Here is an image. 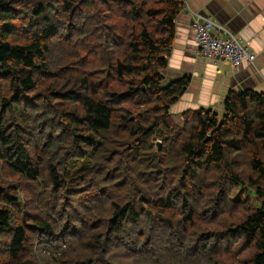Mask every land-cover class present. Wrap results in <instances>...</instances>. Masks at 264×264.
<instances>
[{
  "label": "trees",
  "instance_id": "16d2710c",
  "mask_svg": "<svg viewBox=\"0 0 264 264\" xmlns=\"http://www.w3.org/2000/svg\"><path fill=\"white\" fill-rule=\"evenodd\" d=\"M186 2L0 0V168L20 178L0 181V264H34L43 242L50 264H220L226 237L249 250L233 264H264V91L174 120L191 82L167 81ZM202 204L225 229L193 243Z\"/></svg>",
  "mask_w": 264,
  "mask_h": 264
},
{
  "label": "crops",
  "instance_id": "0c3cea01",
  "mask_svg": "<svg viewBox=\"0 0 264 264\" xmlns=\"http://www.w3.org/2000/svg\"><path fill=\"white\" fill-rule=\"evenodd\" d=\"M186 1L185 10L177 18L175 45L169 62L173 72L171 76L190 73L193 78L188 91L195 84L205 82L207 95L206 98L199 97L200 105L220 112L230 90L250 88L257 92L264 91V0ZM194 12L210 15L218 25L241 37L256 53L255 62L235 66L230 61L215 64L203 59L198 54L192 27Z\"/></svg>",
  "mask_w": 264,
  "mask_h": 264
},
{
  "label": "rangeland",
  "instance_id": "374dc122",
  "mask_svg": "<svg viewBox=\"0 0 264 264\" xmlns=\"http://www.w3.org/2000/svg\"><path fill=\"white\" fill-rule=\"evenodd\" d=\"M62 33V29L59 31V34L54 38L53 40V52L58 56L61 57L67 50V44H65L64 40L60 39V34ZM195 34V33H194ZM175 45V43H174ZM174 49V48H173ZM173 53V52H172ZM172 56V54H171ZM171 56L169 57V61H168V65L171 59ZM55 58V55L53 54L51 56V60H53ZM65 61L59 60V63H63ZM175 67V66H174ZM173 72H171V68L169 66L168 69V75H167V81L171 79V74ZM184 75H189L192 81V75L190 73H184ZM175 76V75H173ZM189 86L187 87V90L185 92V94L183 95V98L177 102L176 104H174L170 111L172 112L173 118L174 120L178 123V124H182L183 120H182V113L183 111H185L186 109L192 108V109H196V108H201V107H210V106H202L200 105L201 103L199 102V97H205L207 95L206 92V88H207V84L205 82L202 81V84H195L194 86H192V88L189 89ZM201 88L200 90V94L198 92V90ZM199 95V96H198ZM200 105V106H199ZM212 110L221 113L220 111L210 107ZM37 137H32L31 139H29L26 143V146L28 145L29 151L31 153H35L34 149H35V140ZM30 156H32V154H29ZM33 157V156H32ZM16 180H20L19 176L11 171L10 169H5V168H0V181H5L7 183H13ZM203 204L200 207L201 213L202 215L198 216L197 219V223L196 224H191L188 223L185 229L186 231V238L191 240L193 243L194 242H198L200 240H206L207 238L202 236L201 233H211V231H218V230H222L225 229V221L224 218H220L219 214L218 215H211L210 213L205 214L203 211ZM185 215L184 209H182V211H176L174 216H172L173 218V222H176L177 220H181L183 218V216ZM79 226L77 225V228ZM221 246L215 253V257L220 261V264H233L235 263V261L237 260V258H242L244 257L249 250H247L244 253H241L240 255L235 257V254L238 253V249L242 244V239H240L239 237H226L225 239H219ZM43 247L44 250L46 248L45 243L43 242ZM44 250L42 249V246L39 245H35L31 246L29 251L26 253V257L30 258L34 264H50V258L44 253ZM66 259V258H64ZM213 259L214 256H213ZM116 262L118 264H137V260L131 255L129 254L127 257L125 258H115ZM207 262L206 259L203 258H197V256H195V262L194 264H200V263H205Z\"/></svg>",
  "mask_w": 264,
  "mask_h": 264
},
{
  "label": "built area",
  "instance_id": "2783aa9c",
  "mask_svg": "<svg viewBox=\"0 0 264 264\" xmlns=\"http://www.w3.org/2000/svg\"><path fill=\"white\" fill-rule=\"evenodd\" d=\"M192 27L199 55L219 64L230 61L235 66L247 62L253 64L256 53L238 35L218 25L210 15L194 12Z\"/></svg>",
  "mask_w": 264,
  "mask_h": 264
},
{
  "label": "water",
  "instance_id": "95a60500",
  "mask_svg": "<svg viewBox=\"0 0 264 264\" xmlns=\"http://www.w3.org/2000/svg\"><path fill=\"white\" fill-rule=\"evenodd\" d=\"M161 145H162L161 141H158V142L156 143V149H157V151L160 150Z\"/></svg>",
  "mask_w": 264,
  "mask_h": 264
}]
</instances>
